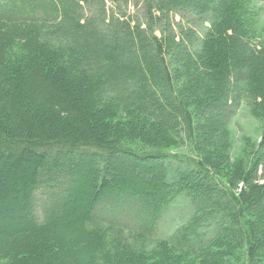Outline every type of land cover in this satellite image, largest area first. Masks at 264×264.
<instances>
[{"label":"trees","instance_id":"obj_1","mask_svg":"<svg viewBox=\"0 0 264 264\" xmlns=\"http://www.w3.org/2000/svg\"><path fill=\"white\" fill-rule=\"evenodd\" d=\"M259 1L147 0L143 26L0 0V264H264V125L237 156L231 131L243 102L264 123Z\"/></svg>","mask_w":264,"mask_h":264},{"label":"rangeland","instance_id":"obj_2","mask_svg":"<svg viewBox=\"0 0 264 264\" xmlns=\"http://www.w3.org/2000/svg\"><path fill=\"white\" fill-rule=\"evenodd\" d=\"M106 3L111 8L112 12H114V14L119 13V11L120 13L124 12L126 13L127 16H131L135 22H140L143 26L147 25L148 22L147 17L149 11L147 0H123L121 1V3H117L116 5L112 3L110 0H106ZM117 5L121 6L120 10L119 7L117 8ZM258 6H264V0L259 1ZM152 13L153 15H155L156 11L153 10ZM156 15H158V13ZM172 17L177 22H179V24L182 25L187 24L186 19L184 20L181 19L182 18L181 13L172 15ZM193 25L196 26L197 30L203 32L206 26L208 27L210 26V23L208 21L206 22L195 21ZM126 59L127 61H130L128 57ZM263 125H264L263 120L253 115L252 107L248 105L246 102H243V104L236 111V114L233 118L231 125V131H232L233 143H234V153H235L234 156H237L243 148H252L253 146L258 145L261 139ZM172 149L187 151L186 146H182L179 148H172ZM128 171L129 170L125 171L123 175L131 176L129 179L138 185L141 184L144 185L149 179V175H147V177L146 175L145 176L143 175L141 177L138 175L133 178L132 177L133 171L130 172ZM86 174H88V172ZM172 176H174V174H172ZM79 196L80 195H77L76 199L71 198V207L82 205L81 203H83V201H81L80 199L81 197ZM189 210H190V204L188 203V201L182 198L178 199V202L170 209H168L163 221L160 223L158 236L165 237L170 235L175 230V228L183 222V220L188 215ZM150 245H154V243H150Z\"/></svg>","mask_w":264,"mask_h":264}]
</instances>
